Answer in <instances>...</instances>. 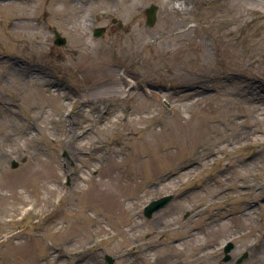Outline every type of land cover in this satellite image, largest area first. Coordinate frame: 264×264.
<instances>
[{
  "label": "rangeland",
  "instance_id": "rangeland-1",
  "mask_svg": "<svg viewBox=\"0 0 264 264\" xmlns=\"http://www.w3.org/2000/svg\"><path fill=\"white\" fill-rule=\"evenodd\" d=\"M49 1L0 0V264H264V1Z\"/></svg>",
  "mask_w": 264,
  "mask_h": 264
},
{
  "label": "bare ground",
  "instance_id": "bare-ground-1",
  "mask_svg": "<svg viewBox=\"0 0 264 264\" xmlns=\"http://www.w3.org/2000/svg\"><path fill=\"white\" fill-rule=\"evenodd\" d=\"M99 1H101V0H99ZM104 1L105 2H109L111 4H114L115 2L117 3V0H104ZM183 1H185V0H183ZM49 2H50V6H54V4L56 6V4L58 3L62 7H60V9L57 7L58 9L55 10V11H54V9L52 10L53 7L49 8L47 13L48 14L49 13L52 14V12H53V14L55 15L56 13L58 14V12L60 11V13L61 12L63 13L64 17H66L65 16L66 14H70V12L72 10V6H74L73 0H50ZM80 2L82 3V5L86 6L89 3H91L92 0H80ZM185 2H186L185 8L188 9L189 7L187 5V0ZM176 3L177 4H175L173 7H175V8L177 7L178 9H180L179 8V6H180L179 0H176ZM34 11H35V9H33V10L30 9V12L34 13ZM185 26H186V24H184L183 22L182 23L180 22L178 24L177 30H179L181 32V34H184L185 33V29H184ZM197 79H199V78H194L192 80L193 82L192 81L184 82L183 86L179 87L180 89L184 90V92H182V94H184L185 96L190 97V95L195 94L196 92H199V91L203 92V91H206V90L209 89L207 85H201V83L199 81H196ZM194 81H196V82H194ZM191 87H193V88H191ZM245 88H249L250 90L252 89L251 91L253 93V96H257V98L262 99L261 94L257 93V91L263 89L262 90V92H263L264 91V87L260 86L257 83L252 82L249 86H247ZM122 92H123V90H122ZM194 105H197V104L195 102H192V103H189V104H185L183 106L182 110L177 114V118L173 121V123L175 124L174 127L176 128V130H175V135L176 136H181L182 133L186 134V136H187L188 132H194V131H196V133H197V137H196L197 144H196L195 148L192 150V152L190 153L191 156H189V157H181L178 160L177 164L180 167L183 166V164H185L188 161H194V162L198 161V159L195 157V156H197V153H198V143H202L204 141V139H206L205 136L209 132V129L206 126H204L203 123H202V126H199L200 123H197L196 126H195L196 128H194L193 130L191 129L190 122H191L192 119H191V117H185L184 113L186 111L191 110V108L194 107ZM184 117H185V119H184ZM171 129L172 128H170V127L166 128V129L163 130V132L164 133H169L171 131ZM201 129H205V131H206L205 136L202 137V138H201V136L199 137V132H200ZM211 129H215V128L211 127ZM145 132L146 133L148 132V134H150L152 137H156L158 131H155L151 127L146 126V127H142L141 128V132H140L139 136H137V134H134L135 137L137 136L136 137L137 140H139L141 145L143 146V148H142L143 150L142 151L148 150V152H146V153H149V156L151 157V151L149 150V148H152V150H155L156 146L154 144H152L149 148H146V146L148 147V144L145 143L146 142L145 136L142 134V133H145ZM159 135H161V134H159ZM143 155H144V153H143ZM215 155H213V156H215ZM142 158H143V156H142Z\"/></svg>",
  "mask_w": 264,
  "mask_h": 264
},
{
  "label": "water",
  "instance_id": "water-1",
  "mask_svg": "<svg viewBox=\"0 0 264 264\" xmlns=\"http://www.w3.org/2000/svg\"><path fill=\"white\" fill-rule=\"evenodd\" d=\"M264 1V0H262ZM157 12H158V7L156 5H151L150 7H148L146 9V15H147V25L149 27H154L156 25L157 22ZM114 22H116V20H114ZM119 27L122 28L123 27V23L121 21H119ZM105 29L104 28H99L96 29L94 31V35L96 37H101L104 34ZM55 43L57 45H65L67 43L65 38H62L60 36V34H57V39L55 41ZM23 162L26 161V159L22 160ZM19 162L18 161H13L12 162V167L13 168H17L19 166ZM173 196L169 195V196H164L158 200H154L151 203H149L146 208H145V215L147 218H152L153 215L160 211L161 209H163L164 207H166L172 200H173ZM234 245L232 243H229L226 247H225V253L226 256L224 258L225 262H228L230 260H232V256L229 254L231 252V250L233 249ZM248 257V253H245L242 257H240L238 259V263H243ZM105 260L108 264H115L116 259L114 257H112L111 255H106L105 256Z\"/></svg>",
  "mask_w": 264,
  "mask_h": 264
},
{
  "label": "flooded vegetation",
  "instance_id": "flooded-vegetation-1",
  "mask_svg": "<svg viewBox=\"0 0 264 264\" xmlns=\"http://www.w3.org/2000/svg\"><path fill=\"white\" fill-rule=\"evenodd\" d=\"M58 31L57 28L54 27V34ZM60 32V31H59ZM62 34V33H61Z\"/></svg>",
  "mask_w": 264,
  "mask_h": 264
}]
</instances>
